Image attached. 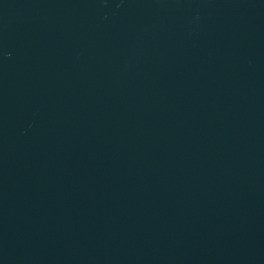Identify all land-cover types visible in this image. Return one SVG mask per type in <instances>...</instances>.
<instances>
[{
    "label": "water",
    "instance_id": "1",
    "mask_svg": "<svg viewBox=\"0 0 264 264\" xmlns=\"http://www.w3.org/2000/svg\"><path fill=\"white\" fill-rule=\"evenodd\" d=\"M0 264H264V0H0Z\"/></svg>",
    "mask_w": 264,
    "mask_h": 264
}]
</instances>
